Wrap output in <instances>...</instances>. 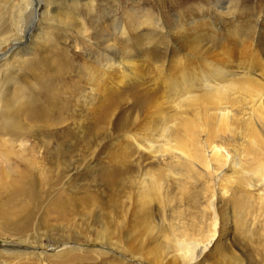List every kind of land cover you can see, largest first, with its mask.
Here are the masks:
<instances>
[{
    "label": "bare ground",
    "instance_id": "1",
    "mask_svg": "<svg viewBox=\"0 0 264 264\" xmlns=\"http://www.w3.org/2000/svg\"><path fill=\"white\" fill-rule=\"evenodd\" d=\"M59 1L21 0L15 20L6 26L0 21V68L6 62V60L1 59L4 55L1 51L5 49L4 47L14 43H17V46L21 48L22 42L20 43V41L29 32V28L30 32L39 31L41 34L44 31L42 25L51 21L59 23V25L63 24L76 35L73 44H71V40L66 41L65 46L59 49L61 53H52V60L48 59V55L43 56L42 52L28 58L31 54L30 48L28 51L19 50L26 52L19 58V64L23 66L22 75L35 80L34 89L21 75L14 77L13 80H15L6 88L3 85L0 86V230L12 237L15 236L14 238L7 237L6 241L21 243V246L14 244L15 249L8 252L7 256L10 255L16 263H19L20 259L26 262L31 259L50 260L53 257L49 256L43 248L47 246L44 245V241L51 242V238L39 229L48 226L50 222L56 224L61 222L63 225L68 223L65 225L66 229L68 230L71 226L70 231H72L75 224H69L71 222L70 217L79 216L82 211L74 209L75 207L72 208L73 210L70 208L71 210L67 211L62 199V202L60 200L56 207L53 206L46 210L47 208L43 207L44 198L35 189L37 168L42 166H40L41 163L48 161V158L59 161L60 158L67 157L64 149L69 148L67 143L69 139L66 141L64 138V141L57 144L45 142V144L40 145L32 141L28 134L36 132L38 128L51 129L70 121V123L78 125L84 130L89 126L110 128L112 125L119 137L126 139L127 142L132 141H129L130 151L122 150L121 153L116 154L117 156L109 155L108 158L112 159L119 168L116 171L118 177L110 183L117 186L121 198L126 199V201H122L123 206L128 202L135 210L133 215L139 216L141 221L147 222L144 220L146 214L153 208L164 211L170 208L172 198L168 194H172L174 191L184 193L188 196V204L192 202L193 205H196L193 197L197 198L199 193L194 184L200 179L209 182L210 177L214 178L221 183L217 186L223 192L227 188L225 187L227 184L231 185L234 194L232 202L242 208L245 204L247 208L251 209L250 214L257 211V214L253 216L255 220L260 221V230L263 233L260 239H254L251 251L256 257H260V264H264V250H262L263 247L260 248L261 241H264V79H260L259 74L260 70L264 69V62L249 60L250 66H246V62L242 60L241 56L239 57V65L234 66L237 70H232V67L224 62V58L219 57L221 61L217 62L215 66H209L212 64L204 66L207 64L206 60H212L216 57L213 56V50L216 49L217 45H221L222 42L229 43L225 33L235 38L230 43L231 46L240 43L241 40L243 42L245 36H240L241 34L236 32L237 30L233 33L227 31L228 22L232 16L229 18H227L228 14L216 16L212 23H208L211 24L210 26L201 29L206 32L196 36H191L188 33V30H191L195 24L196 17L192 13L183 17L190 22L187 28L181 21L180 25L173 31L167 28L163 17L158 18L153 15L137 19L127 18V21L128 19L131 21L129 26L123 19L119 18L118 22L111 26L104 22H97L96 26L92 28L86 26L85 15L82 11L73 9L71 13L60 12L57 6ZM62 1L78 3L79 0ZM219 1V4L226 9L225 5L229 0ZM93 3L94 1H91L90 5ZM34 4H39V7L44 10L39 20L40 24L37 23L33 27L34 15L36 14ZM26 15L28 19L30 17L28 23L25 19ZM258 23L252 30H257ZM175 31L180 33L175 34ZM66 35L70 39L72 38L71 33H66ZM39 36L37 35L38 38ZM158 36H165L166 41H160L162 39L159 40ZM77 37L87 38V42L92 41L93 46L88 54V60L86 59V64L82 66V73H86L84 77L83 75H72V69L80 67L79 62L76 63L79 54L83 49L90 46L81 47ZM203 41H208L211 46L202 44ZM144 49L147 51L149 59L150 55L153 56L154 54L151 61L156 64L158 76L153 75L152 77L158 82L159 79H163L165 97L150 95L149 90L144 91V93L136 91L133 93L135 101L131 108V117L117 118L116 99V102L104 106L107 109L100 113L102 117L100 116L98 121L92 124L90 121L92 118L84 116L85 110L82 111L83 109H81L82 106L84 107V101L82 102L83 96L79 97L80 93L70 92L69 95L63 93V98L66 100L62 105L57 97V90L54 89L55 86L54 88L50 86V83H53L55 79H78V81L79 79H105L108 84L106 85L109 87L110 85L115 86L113 79H122L118 83L124 80H136L138 82L147 79L151 73L147 72V58L143 55ZM233 57H236L235 54ZM95 67L101 72L100 77L97 76L98 72L94 70ZM7 70L8 72L19 71L14 67H9ZM117 70H120V75H117ZM6 74L5 76L1 74L3 77L0 79L6 78ZM25 88L31 89L29 96L25 98L26 105L11 109L7 92H13L16 96L23 97L22 92ZM37 89L40 90L39 93L35 92ZM89 89L90 93L87 92L90 96L87 99L92 100L96 92L95 82H92ZM114 96L116 95L114 94ZM109 99L111 98L109 97ZM118 100L120 99L118 98ZM55 102L57 104L53 106ZM117 106L119 107V105ZM55 111L58 113V118L50 115V112L55 113ZM113 116L117 118L114 122H112ZM77 135L76 133L75 136ZM121 143L125 144V142ZM90 161L85 160L83 164ZM55 162L57 163V161ZM223 182L226 185L223 186ZM256 192L258 193L256 194ZM204 193V198H202L205 199L206 206L204 209L207 212L213 208L215 197L211 193L209 183L205 184ZM255 195L260 200V204L256 205L255 203L254 206ZM58 199L56 198V200ZM180 200L182 201V199ZM69 204L71 203L69 202ZM78 208L81 209V206ZM42 210L44 212H41ZM90 214L84 211L80 219L85 222L89 219ZM244 218L246 219V217ZM80 219L78 218V220ZM75 233L78 231L76 230ZM92 238L83 240L85 243H82L69 235L61 240L56 239L53 246L59 248V246L65 245L57 254L69 256L70 253H76V251L81 253L84 251V246L88 244L100 243L134 259L130 254V249H126L121 244L129 240L126 231H114L109 226L102 225L93 233ZM214 239L215 234L210 235L203 242L201 248L204 251L207 250ZM189 240V242L177 241L178 257L184 264L193 257L194 251L201 244L194 238ZM68 243H75V246L66 247L69 245ZM23 247L24 249H21ZM87 253L99 258L104 257V259L110 257L108 254L98 251H88ZM0 258H2L1 252ZM85 260L88 261L89 258L69 257L66 262H87ZM26 262L25 264H28ZM121 262L125 263L124 261ZM229 263L241 264L234 255ZM0 264H5V261H0Z\"/></svg>",
    "mask_w": 264,
    "mask_h": 264
},
{
    "label": "rangeland",
    "instance_id": "2",
    "mask_svg": "<svg viewBox=\"0 0 264 264\" xmlns=\"http://www.w3.org/2000/svg\"><path fill=\"white\" fill-rule=\"evenodd\" d=\"M20 1L21 0H0V21H2L4 26L11 24L12 21L17 17L18 9L20 7ZM91 1H94L92 5H90ZM77 2L78 3H70L60 0L59 2H57V6L60 12L64 14L71 13L73 9L82 11V13L85 15L84 22L86 26L92 28L96 26L97 22H104L106 25L111 26L112 24H116L119 18L123 19V21H125V23H127V25L129 26L131 21H129V19L127 21V18L133 17L137 19L139 17L145 18L149 15H153L154 17L158 18L163 17V20L168 26L167 28L173 31L180 25L181 21L187 28L190 25V22L183 19V17H185L187 14L189 15L192 13V15H195L196 19L194 27H192L191 30H188V33L191 36L205 33L206 31H202L201 29L210 26L211 24L208 23H212L213 19L216 16H226V14H228L227 18L232 16V19L230 20L231 22L229 21L230 23L228 22L227 31H231L233 33L237 30L236 32H239V34H241L240 36H245L243 37L244 40L243 42L241 40L242 43L240 42L234 46H231L230 43L233 42L235 38L230 37L225 33V37L228 39L229 43L226 44L222 42L221 45H217L216 49L213 50V56L215 55L216 57L212 60H206L207 64L204 66H207L209 64H212L209 66H215L217 62L221 61L219 57L224 58V62H227L232 67V70H237L234 68V66L239 65V57L241 56L242 60L246 62V66H250L248 64L249 60H253L255 62L260 61L262 63L264 62V0H229L225 5L226 9L219 4V0H79ZM38 7L39 4H34L36 14L34 15L33 27L35 26V24L39 23L41 14L44 10L43 8ZM25 19L28 23L30 17L28 19V16L26 15ZM257 22H259L257 30H252L254 26H256ZM58 25L59 23L56 22H45V24L42 25L44 31H40L41 34L39 33V31H37L36 33H33V31L30 32L29 28V32H27V34L23 36L24 39L22 38V40L20 41V43L22 42L21 48L17 46V43L11 44L8 47H4L5 49L1 51L2 53H4L1 59L6 60V62H4L0 68V78L5 76L6 73L7 74L6 78L0 79V86L3 85V87L6 88L8 84L15 80H13L14 77L21 75L22 78L24 77V80L26 82L30 83L32 89H34L33 85L35 80L31 79L29 76L22 75L23 66H20L21 64H19V58H21L26 52H21L19 50L24 49L28 51L30 48L31 54L30 56H28V58L34 56L36 53L42 52L43 56L48 55L50 57H48V59L52 60L51 55L53 52H60L61 50L59 49L65 46L66 41L71 40V44H73V40L76 39V35L71 30H69V28H67L63 24H60L59 26ZM178 31H175V34H179L180 32L178 33ZM66 33H71L72 38L70 39V37H67ZM37 35H40L39 38L37 37ZM247 36L249 37L247 38ZM157 38H159V40L162 39L160 40L162 42L166 41L165 36H158ZM77 39L81 47L90 45L89 48H85L81 51V54H79L78 58L79 60H76V63L79 62L78 65H80V67H75L74 69H72V75L75 76V74H77L83 75L84 77L86 73H82V66L86 64V59L88 58L89 52H91V50L93 49V46L92 41L87 42V38L77 37ZM202 44L211 46L210 44H208V41H203ZM143 52L142 53L144 57L147 58V72L151 74H149V77L147 79L139 80L140 82H137L136 80H124L125 82L123 81L118 83V81H121L122 79H113L116 82H114L115 86L110 85L109 87L107 86L108 84L105 79H79V81L78 79H55L53 83L50 81V86L53 88L55 86L54 89L57 90V97L59 98V101L62 103V105L64 100H66L65 98H63V93H66L67 95H69L70 92L80 93L79 97L83 96L82 102L84 101V107L82 106L81 109H83L82 111L85 110L84 116L92 118L90 119L92 124L98 121L99 117L102 115H100V113L107 109V107L104 106H108V104L114 102L116 99L117 102L115 101V105L117 118L120 117V119H122L124 117H131V108L135 101V96L133 93H136V91L144 93V91L149 90L148 92H150V95L165 97L163 79H159L160 81L158 82L157 79H153L154 77H152L153 75L155 77L158 76L156 64L151 61V59L154 58V54L153 56L151 54L149 59L147 51L144 49ZM234 54L236 57H233ZM7 64H9L8 67ZM9 67H14L20 72L16 70L8 72L7 69ZM94 70L98 72L97 76L100 77L101 72L98 71L99 69L95 67ZM119 72L120 70H117V75L121 74V72L120 74ZM1 74L3 76H1ZM259 74L260 79H264V69L260 70ZM71 80H74L75 82ZM92 82H95L96 92L93 99L90 100L87 99V97L90 96L89 88ZM98 83L101 85H99ZM80 90H82L83 92ZM30 92L31 89L25 88L22 92L23 97L16 96L13 92H7V99L10 101V108L14 109L26 105L25 98L29 96ZM35 92L39 93L40 90L37 89ZM117 92H119L120 94ZM114 94L116 96H114ZM109 97L111 99H109ZM118 98L120 100H118ZM55 104H57V102H55L53 106ZM117 105H119V107ZM50 115L54 118L59 117L56 111L55 113L50 112ZM114 116L112 122L117 120V118ZM78 118L81 119V117ZM67 131L69 132L70 136ZM76 133L78 134L77 136H75ZM28 135L29 137H31L32 141L39 143L40 145L45 144V142L57 144L61 143V141H64L65 139L66 141L69 139L67 141L69 148L64 149V151L67 153V157L60 158L59 161L56 159L50 160L48 158V161L41 163L40 166H42L37 168L35 175V189L37 192H39L40 196L44 198L45 202L43 204V207L47 208L46 210L51 209L53 206L56 207V204L61 199L63 200L67 211H70L74 207V209L82 210L79 216L74 215L70 217V221L72 223L70 222L69 224L77 225L73 226L72 231H70L71 226L68 228V230L66 229L65 225H67L68 223H64L63 225V223L61 222H59V224L50 222L48 226L39 229L42 233H45L48 237L51 238L52 243L44 241V245L47 246L44 247L43 250L53 258L48 261L31 259L27 261L28 264H184L183 261H181L180 257H178L179 252L178 250H176V248H178L177 241L185 240L186 242H189L190 238H194L201 244L198 248H196V252L194 251L193 257L188 260L186 264H230L229 262L231 261L233 255L238 258V261H240L241 264H260V257H256L255 254H253L251 251V249H253L251 248V246L253 245L252 242L254 241V239H260V236L262 237L263 233L260 230V221H258V219L255 220L254 217L257 214V211L250 214L251 209L247 208L245 204L243 208L241 206H236V203L232 202L234 194L233 190H231V185L229 186L227 184V186L225 187H227L228 190L227 188H225V191L223 192L220 187L217 186L220 182H218L214 178L210 177L211 179L209 182L207 180L200 179L199 182L194 184V187L197 188L199 193L197 194V198L193 197L196 201L194 202L197 207L196 205H193L192 202H189L188 204L187 195H184V193L181 194V192L178 191H174L172 194H168L170 198H172L171 207L166 209L165 211L159 208L151 209L146 214L149 217L146 216V218L144 219L147 220V222H144L141 221V218H139V216L133 215L135 210H133L132 206L129 205L128 202H126V205L123 206L122 201H126V199L121 198V195H119L118 193L117 186H114L110 183L113 179H116L118 177L116 171H118L119 168L112 159L108 158L109 155L115 156L116 154L121 153L122 150L130 151V142H132L130 140V142H127L126 139L119 137V134L116 133L112 125L110 126V128L89 126L84 130L83 128H79L78 125L70 123L69 121L57 125L51 129L38 128L36 132H31ZM121 142H125V144H122ZM85 160L91 161L87 164H83V161ZM55 161H57V163ZM44 169L46 173L44 172ZM198 171L195 172L197 173ZM208 183L211 187V193L215 195V197L213 200V208L205 212L204 206H206V202L205 199H203L205 195L204 186ZM224 185H226L225 182H223V186ZM257 193L258 192H256V194ZM56 198L59 199L56 200ZM180 199H182V201ZM69 202L71 204H69ZM77 202L79 203V205ZM253 202L254 206L255 203L256 205L260 204V200L256 195L253 199ZM73 203H75L76 205ZM79 206H81V209L78 208ZM84 211L91 213L89 219L85 222L80 219ZM174 211L176 212V214H174ZM41 212L44 211L42 210ZM53 213L55 214V212ZM244 217H246V219ZM73 218H76V220H74ZM78 218L80 220H78ZM136 218L137 220H135ZM241 219L242 221L240 222ZM116 224L119 226H117ZM102 225L109 226V228L113 229L114 231H126L129 240L121 244L126 249H130V254L134 259H131L129 255L122 254L121 252L114 250L108 246H104L100 243H93L84 246V251H82L81 253L76 251V253H70L69 256L57 254L65 247V245H61L59 246V248H55V246H53V243H55L56 239L61 240L63 238H67L69 235H72L74 240H80V242L85 243L83 242V240L93 239V233L97 231L98 228H101ZM76 230L78 231V233H75ZM214 234V241L211 243L208 249L204 251L201 248V245H203V242L207 240L210 235ZM183 236H185L186 238ZM7 237L12 236L0 230V252L2 254V258H0V261H5V264H22L23 262L25 264V260L20 259L18 261L19 263H16V261H14L10 255L7 256L8 252H12V250L15 249V245L18 244L14 241H6L5 239ZM258 242L260 243V240ZM263 242L264 241H261L260 243V248L262 249L263 247L262 250H264ZM68 244L69 245H66V247L75 246V243ZM130 244L131 246H129ZM18 245L21 246V243L19 242ZM24 247L21 249H24ZM88 251H98L101 253H106L110 257L106 259H104V257L99 258L92 255L91 253H87ZM69 257H88L89 260H85L87 262L83 263H68L66 261ZM121 261H124L125 263H122Z\"/></svg>",
    "mask_w": 264,
    "mask_h": 264
}]
</instances>
